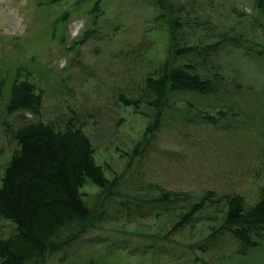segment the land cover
Returning a JSON list of instances; mask_svg holds the SVG:
<instances>
[{"label": "rangeland", "instance_id": "obj_1", "mask_svg": "<svg viewBox=\"0 0 264 264\" xmlns=\"http://www.w3.org/2000/svg\"><path fill=\"white\" fill-rule=\"evenodd\" d=\"M175 1L183 6L182 14L187 7L204 12L210 8L212 23L241 32L248 48L215 51L211 67L224 66L228 85L222 101L184 96L174 106L192 119L169 116L137 163L125 169L151 109L142 101L125 104L123 98L140 95L141 75L155 71L169 52L162 19L154 20L158 8L150 0H102L97 14L92 0H0V175L16 147L15 129L41 120L56 130H79L107 177L130 170L120 181L122 191L133 184L141 195L159 187L181 193L175 202L164 203L178 206L177 211H162L160 203L158 213L151 202L141 204L147 211L140 207L133 212L117 207L109 196L111 206L105 204L80 239L59 253L65 256L60 264H84L83 258L90 264H199L193 252L207 264H264V240L239 256L231 254L233 239L212 244L203 240L226 200L239 195L249 204L264 191V57L251 51L253 42L264 44V17L252 8V0H198L199 5ZM191 13L190 18L197 16ZM190 18L182 36H207L203 28H193ZM85 29H90L86 36ZM18 68L17 80L25 77L41 89L37 113L29 108L8 113L4 107ZM206 111L214 115L209 117L212 122ZM79 192L92 204L105 194L89 181ZM199 198L203 204L194 218L173 228L178 211ZM11 227L0 219V237L12 233ZM196 242L205 245L204 251H194Z\"/></svg>", "mask_w": 264, "mask_h": 264}, {"label": "trees", "instance_id": "obj_2", "mask_svg": "<svg viewBox=\"0 0 264 264\" xmlns=\"http://www.w3.org/2000/svg\"><path fill=\"white\" fill-rule=\"evenodd\" d=\"M101 1L92 0L93 13L101 12ZM150 1L159 10L154 20L162 19L169 52L167 57L158 63L155 71L141 75L143 91L140 95L132 98L122 97L125 104L137 106L138 102L142 101L151 109L149 121L143 128V138L132 145L125 169L134 162L137 163L150 144V137L169 116V119H192L187 112L184 113L174 106L176 102L184 99V96L222 101L228 85L223 81L224 66L220 67L217 62L216 65L220 68L211 67V64L215 65V51L224 53L238 46L248 48L240 38L241 32H233L230 27H220L218 23H212L210 8L204 12L193 6L191 11V8L187 7L188 10L182 14L183 6L178 1ZM192 2L199 5L198 0ZM252 8L264 17V0H252ZM191 12L197 16L190 18ZM241 13L243 12L240 11L236 15L240 16ZM189 18L190 22H193V28H203L207 36L184 38L181 29ZM88 32L90 29H85V36ZM253 44L252 53L264 57V44ZM20 72L21 69L18 68L5 98L4 107L8 113L24 108L37 113L41 103V89L25 77L17 80L16 76ZM184 104L186 108L192 109L189 102L184 101ZM206 107L213 110L211 105L206 104ZM215 112L223 115L220 109ZM204 115L207 119L214 117L207 111ZM213 117L209 118L211 122ZM14 138L16 147L3 162L0 175V219L6 220L12 226V233L0 237V264H60L65 260V256L62 257L59 253L65 254L66 249L80 239V235L101 215V208L105 204L111 206L109 196H113L117 207L133 212H139L140 207L147 211L141 206L146 202L152 203L150 208H156L161 203L158 207L162 211L179 209L173 205L171 207L174 209L171 210V207L165 206L164 203L175 202L180 192L162 191L159 187L155 192L141 195L133 190V184L130 187L123 186L122 191L120 181H125L124 178L132 172L129 170L124 175L121 171L107 177L102 168L93 161L89 142L79 130L60 131L38 120L17 127ZM129 160L134 161L130 163ZM133 168L136 169V166ZM85 181L91 182L105 193L96 197L94 204L82 198L79 192V187ZM153 187L156 188L155 184ZM202 204L200 198L187 202V205L178 211L173 228L190 222ZM225 205L217 217L218 221L210 226V232L203 240L212 244L233 239L235 248L231 254L237 256L258 247L264 240V191L259 192L258 197L249 204L239 195H233L226 200ZM156 211L159 212L158 208ZM193 245L196 246L194 251H204V244L196 242ZM207 248L211 249L210 246ZM194 253V261L207 264L201 255ZM83 262L90 264L89 259L83 258Z\"/></svg>", "mask_w": 264, "mask_h": 264}]
</instances>
